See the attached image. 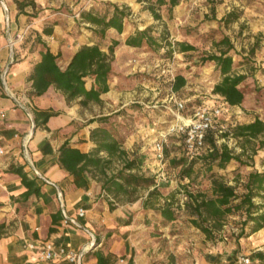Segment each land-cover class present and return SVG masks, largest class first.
Returning <instances> with one entry per match:
<instances>
[{"label":"rangeland","instance_id":"1","mask_svg":"<svg viewBox=\"0 0 264 264\" xmlns=\"http://www.w3.org/2000/svg\"><path fill=\"white\" fill-rule=\"evenodd\" d=\"M149 4L154 6L159 19L153 17ZM114 5L125 8L128 13L120 34L110 28L101 37L93 32L95 26L80 17L83 11L103 14L111 11ZM16 9L27 15V22L34 25L32 31L21 34V44L33 40L41 49L42 45L36 41L39 35L46 44L54 39L60 45L67 41L98 43L108 52L111 40H119L114 47L110 79H115L116 87L121 85L122 89L112 94L108 92L106 98L94 102L93 107L80 106L94 117L90 121L96 120L98 126L111 130L128 159H136L138 169L135 171L152 179L164 195L170 196L176 217L164 227L163 246L164 253L170 254L167 258L172 264L176 261L186 264L190 260L195 264V257L202 262L209 260L211 264H235L241 256H248L250 264H264V227L247 237L236 238L243 217L230 214L224 217L222 229L215 232V237L207 239L189 222V214L183 205L187 199L184 187L187 185L193 193L203 191L209 194V180L201 174L193 177L190 183L181 177V168L190 159L186 158L183 136L177 131L180 123L185 125L193 119L195 108L221 105L217 128L212 129L216 144L226 143L229 149L240 155L242 163L231 160L225 168L214 165L212 170L227 184L235 186L238 193L243 191L249 172H264V148L258 149L257 141L242 146L241 140L230 134L221 136L229 133L237 123H247L255 117L264 119V0H180L171 11L157 0H33L23 12L17 5ZM45 28H51L57 38L52 34L45 35L42 32ZM145 28L149 29L148 34L155 39V44L140 47L124 44L128 35ZM224 37L232 44L228 54L232 56L234 72L245 75L239 84L244 92V100L239 106L220 103L212 88L221 75L213 61L201 60L225 49L224 45H215ZM177 42L188 43L194 49L182 52ZM175 75H183L186 80L178 91L172 90ZM136 80L155 83L154 94L132 91L137 89L135 86L130 88ZM75 101L79 104L78 100ZM175 101L183 102L182 110L175 108ZM100 117L105 119L98 121ZM160 133H164L166 142L164 157L158 161L153 146ZM183 158L185 162L173 163ZM123 165L122 159L113 157L108 172H116ZM200 165L197 162L194 167ZM148 190L141 187L130 195L104 196L108 203L116 206L130 202L128 198L132 201L143 198ZM158 202L164 205L163 199ZM15 221V217L9 220L10 228L15 227Z\"/></svg>","mask_w":264,"mask_h":264},{"label":"crops","instance_id":"2","mask_svg":"<svg viewBox=\"0 0 264 264\" xmlns=\"http://www.w3.org/2000/svg\"><path fill=\"white\" fill-rule=\"evenodd\" d=\"M33 29L27 15L18 13L13 0H0V149L3 151L0 154V223L6 224L5 233L0 237V264H73L65 257L41 261L28 249L31 242L44 241L51 242L54 248L83 251L81 264H96L95 251L111 255V264H172L163 246L164 227L170 220L143 206L147 193L143 198L110 208L99 181L87 176V187L78 188L72 176L60 167L58 149L65 140L85 152L95 147L89 135L98 122L90 121L94 117L76 101L67 103L53 86L40 96L28 95L31 89L28 78L40 59V47L33 40L21 44L16 36ZM55 35L52 34L54 38ZM84 44L87 43L67 41L60 45L55 39L47 41L50 50L58 54L62 68ZM114 80H108L109 90L100 95L101 100L108 92L122 89L121 85L116 87ZM91 84L89 79L86 87ZM154 84L136 80L130 88L137 87L132 91L143 95L154 94ZM93 103L89 102L88 107H93ZM36 109H52L59 114L51 116L45 125L35 126L31 133V117ZM18 166L40 185L47 201L35 195L25 200L20 197L25 188L18 175L11 171ZM53 184L60 189V196ZM80 208L82 216L78 215ZM56 211L60 212L61 219L52 225L51 214ZM65 216L93 232L96 245L91 247L90 235L74 223L65 222ZM14 217L15 227L10 228L9 220ZM50 227L55 230L50 232ZM195 259V264H211L209 260ZM176 264L179 263L176 261ZM186 264H192L191 260Z\"/></svg>","mask_w":264,"mask_h":264},{"label":"trees","instance_id":"3","mask_svg":"<svg viewBox=\"0 0 264 264\" xmlns=\"http://www.w3.org/2000/svg\"><path fill=\"white\" fill-rule=\"evenodd\" d=\"M14 2L20 12H23L25 6L33 4V0H14ZM157 2L160 5H167L168 10L171 11L180 0H157ZM148 9L155 19H159L160 16L152 4L148 5ZM127 16L125 8H120L117 5H114L111 11L103 14L91 11L80 13L81 19L95 26L93 32L101 37H104L110 28L118 34L122 33L124 19ZM148 30L147 28L136 30L125 38L124 44L132 47L155 44L156 41L148 34ZM42 32L45 35H51L53 31L51 28H45ZM36 41L42 45V48L39 51L40 59L34 64L28 78L31 82L29 96H40L50 86H53L63 94L67 103L78 100L80 105L86 106L89 102L99 103L101 101L100 95L109 90L108 80L112 73L113 52L114 47L120 43L119 40H111L108 52L103 50L98 43L82 45L73 54L65 68L58 64V54H54L39 35H37ZM177 45L182 52L194 49L192 45L185 42H177ZM215 45H224L226 48L220 49L219 53L201 58L203 62L213 61L221 75V79L214 84L212 93L217 95L222 105L239 106L244 100V92L239 88V84L245 75L235 73L233 70V59L228 54L232 48L230 40L224 37L215 42ZM87 79H92L89 88L86 87ZM185 82L183 75H175L172 90L178 91L185 85ZM57 114L59 112L52 109L34 110L35 126L45 125L51 116ZM103 119L105 118L100 117L98 121ZM228 134L241 140L242 146L245 143L257 141V148H264V120L259 117H255L247 123H237L229 133H222L221 136ZM214 135L213 130L207 131L205 144L208 149L205 153L191 156L185 151L186 158L190 160L187 164L184 163L185 165L181 168V177L187 178L190 183L193 177L201 174L209 180L210 193L203 191L193 193L185 185L187 199L183 204L184 209L189 214V222L192 226L199 229L207 239L215 237V232L222 229L224 217L230 214H238L243 217L236 238L247 237L264 227V172H249L242 187L243 191L238 193L235 186L227 184L212 169L214 165L220 169L225 168L231 160L242 163L240 155L229 149L226 143L217 145ZM89 139L95 144V147L90 151L85 152L73 147L68 140H65L58 149V163L72 176V182L76 187L86 188L88 185L86 177L90 176L101 183L102 194H105L106 198L108 195L114 197L130 195L141 187L151 188L147 192L143 206L152 208L166 221L175 219L176 215L172 209L173 202H171L170 196L164 195L152 179L135 171L138 169L136 159H128L127 153L120 146V141L108 127L100 125L91 129ZM255 151L254 149L253 152ZM113 157L122 159L124 165L116 172L109 173L108 168ZM185 161L186 159L183 158L181 161H173V163L178 164V162ZM197 162H200L201 165L195 168L194 164ZM11 171L18 175L25 188V191L20 194L23 200L30 195H35L47 201L46 195L41 192L40 185L34 178L27 175L22 166L13 167ZM254 198H258V200H254ZM160 199L164 200V205H160L158 202ZM127 201H132V199L128 198ZM109 204L110 208L114 207L112 203ZM59 213L56 211L51 214L52 225L58 224L61 219ZM5 229L6 224L0 223V237L4 235ZM54 230V227L49 228L50 232ZM94 256L96 264L112 263L111 255H103L100 251H95Z\"/></svg>","mask_w":264,"mask_h":264},{"label":"built area","instance_id":"4","mask_svg":"<svg viewBox=\"0 0 264 264\" xmlns=\"http://www.w3.org/2000/svg\"><path fill=\"white\" fill-rule=\"evenodd\" d=\"M21 35H17L16 39L20 40ZM2 83L4 79H1ZM174 106L177 110H182L184 105L182 101H175ZM222 111L221 105L212 106H199L194 109L193 119H190L189 123L177 126V131L183 136V147L187 154L191 156L200 155L205 153L208 146L205 144V136L208 130L217 128L218 118ZM164 133H160L159 137L154 141L153 151L154 156L158 161H161L164 157V145H165ZM26 153V147L24 145ZM3 153L0 149V154ZM78 215H83V210H78ZM65 222H72L75 224V220L65 216ZM76 225V224H75ZM28 249L34 251L40 260L50 261L55 258L65 257L69 262L73 264H81L79 257L81 258L83 251L76 252L72 250H66L63 247L54 248L53 244L48 241L44 242H31L28 244ZM235 264H250V258L248 256H241L238 258Z\"/></svg>","mask_w":264,"mask_h":264},{"label":"water","instance_id":"5","mask_svg":"<svg viewBox=\"0 0 264 264\" xmlns=\"http://www.w3.org/2000/svg\"><path fill=\"white\" fill-rule=\"evenodd\" d=\"M31 124H32V128H31V133L33 132L34 128H35V123H34V119L31 117ZM43 180H46L43 178ZM47 181V180H46ZM56 189L57 192L59 194V196L61 195L60 189L58 188V186L56 184H53ZM75 224L80 227L81 229H83L84 231H86L90 237H91V242H90V246L93 247L96 245V236L93 232L89 231L87 228H85L84 226L80 225L78 222H75ZM81 260V258L79 257V261Z\"/></svg>","mask_w":264,"mask_h":264}]
</instances>
